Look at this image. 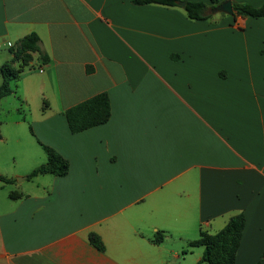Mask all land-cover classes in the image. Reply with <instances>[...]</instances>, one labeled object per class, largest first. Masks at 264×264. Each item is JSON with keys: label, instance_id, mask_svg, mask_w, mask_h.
Here are the masks:
<instances>
[{"label": "crops", "instance_id": "obj_1", "mask_svg": "<svg viewBox=\"0 0 264 264\" xmlns=\"http://www.w3.org/2000/svg\"><path fill=\"white\" fill-rule=\"evenodd\" d=\"M131 1L0 0V68L31 33L50 57L33 53L11 83L38 108L11 124L28 120L69 164L28 179L44 151L0 173L13 180H0V264H175L203 249L199 261L189 244L238 214L236 264H264V19ZM103 92L109 121L72 134L65 112Z\"/></svg>", "mask_w": 264, "mask_h": 264}, {"label": "trees", "instance_id": "obj_2", "mask_svg": "<svg viewBox=\"0 0 264 264\" xmlns=\"http://www.w3.org/2000/svg\"><path fill=\"white\" fill-rule=\"evenodd\" d=\"M134 5H162L166 7H178L180 0H132ZM211 5L205 2H185L183 9L188 19L192 21H205L212 18L207 14L211 7L222 2L210 0ZM234 17L264 19V3L255 7L247 3L232 2ZM13 58L4 63L0 68L2 84L0 86V102L3 98L13 94L11 83L17 81L23 72L30 67L32 54L38 53L44 64L50 62L49 55L41 48V40L36 33H31L17 41L15 46L10 47ZM69 129L72 134L80 133L107 123L111 117V104L106 92L97 94L65 112ZM47 155V161L36 167L28 179L40 174H52L55 176H66L69 173V164L54 149L43 146ZM0 180L6 184L13 183L0 176ZM244 214H238L230 218L227 225L216 234L200 232L198 240L189 244V250L196 247H204L202 258L196 264H236L237 251L239 249L245 228ZM91 243L100 251H104V245L96 234H90ZM156 241H162V236L157 235Z\"/></svg>", "mask_w": 264, "mask_h": 264}, {"label": "rangeland", "instance_id": "obj_3", "mask_svg": "<svg viewBox=\"0 0 264 264\" xmlns=\"http://www.w3.org/2000/svg\"><path fill=\"white\" fill-rule=\"evenodd\" d=\"M205 3L211 5V2ZM37 110V107L36 110H26L17 95L9 96L3 101L0 107V173H9L12 170L20 169L22 159L25 158L24 155H31L32 158H35L37 152L44 154L43 149L33 136L28 120H26L27 123L22 125L11 124L12 120H21L22 117L29 119L31 118L30 116H35V111ZM29 141L34 143V147L27 145ZM18 181H20L19 178ZM2 186L11 188L10 185L0 184V188ZM199 250L203 249H196L193 253L189 251L185 255L181 253L180 263L175 264H196Z\"/></svg>", "mask_w": 264, "mask_h": 264}, {"label": "water", "instance_id": "obj_4", "mask_svg": "<svg viewBox=\"0 0 264 264\" xmlns=\"http://www.w3.org/2000/svg\"><path fill=\"white\" fill-rule=\"evenodd\" d=\"M179 6L184 7L185 6V2H180ZM207 13L210 14V15L225 14V15L232 16V15H234L233 3H232V1L222 2L221 4L210 8L207 11ZM19 179L21 180V179H24V178H19Z\"/></svg>", "mask_w": 264, "mask_h": 264}]
</instances>
